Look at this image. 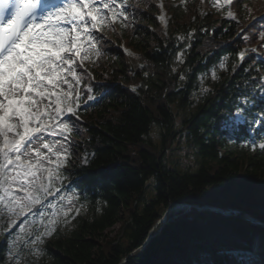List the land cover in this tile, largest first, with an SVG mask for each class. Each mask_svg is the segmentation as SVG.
I'll return each mask as SVG.
<instances>
[{"label":"trees","instance_id":"1","mask_svg":"<svg viewBox=\"0 0 264 264\" xmlns=\"http://www.w3.org/2000/svg\"><path fill=\"white\" fill-rule=\"evenodd\" d=\"M165 8L167 27L152 18L156 1H144L143 31L123 28L121 38L115 35L119 42L124 38L132 55L108 47L96 64L93 85L96 94L105 93L86 111L81 107L82 140L76 136L73 146L79 157L65 169L64 187L79 193L84 211L45 241L35 264H194L209 259L205 253L213 252L216 241L245 228L209 210L168 214L157 224L168 207L264 210V152L227 141L232 128L222 123L237 98L251 91L246 82L256 85L264 74V63L252 52H263L262 23L251 22L264 0H233L236 21L208 1ZM190 33L191 48L184 63L176 64L177 50L185 44L177 37ZM221 57H228L227 70H217L218 80L208 75L204 86L211 94L197 100L199 77ZM181 73L184 81L178 79ZM6 240L0 236V261Z\"/></svg>","mask_w":264,"mask_h":264},{"label":"snow or ice","instance_id":"2","mask_svg":"<svg viewBox=\"0 0 264 264\" xmlns=\"http://www.w3.org/2000/svg\"><path fill=\"white\" fill-rule=\"evenodd\" d=\"M212 2L236 21L233 0ZM131 7L129 0H0V236L7 238L0 264H35L45 241L80 214L82 204L74 209L79 193L66 196L64 182L81 104L86 111L97 100L95 77L85 64L95 66L102 55L99 45L105 38L99 33L104 28L117 22L124 29L130 26ZM159 20L167 27L164 15ZM191 35L177 37L185 44L174 63H184ZM259 39L264 40V29ZM244 56L238 53L241 61ZM227 62L228 57H221L210 73L199 77L197 100L211 94L204 80L208 75L218 80L217 70H227ZM186 78L183 73L178 77ZM245 87L251 91L237 98L222 123L247 124L253 135L246 143L264 152V132L257 133L264 127V76Z\"/></svg>","mask_w":264,"mask_h":264},{"label":"rangeland","instance_id":"3","mask_svg":"<svg viewBox=\"0 0 264 264\" xmlns=\"http://www.w3.org/2000/svg\"><path fill=\"white\" fill-rule=\"evenodd\" d=\"M131 15H129V19H130ZM100 34V33H99ZM105 37V36H103ZM78 128L74 127L73 131H76ZM191 211L195 212L197 211L195 208H189ZM120 229V223H118L117 225L114 226L113 230H111L112 232L110 233L111 235H114L118 230Z\"/></svg>","mask_w":264,"mask_h":264}]
</instances>
